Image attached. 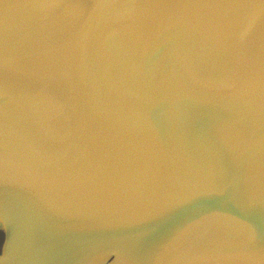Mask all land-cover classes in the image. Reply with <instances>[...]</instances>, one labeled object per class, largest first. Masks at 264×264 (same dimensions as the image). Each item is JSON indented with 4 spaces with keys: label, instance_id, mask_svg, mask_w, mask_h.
<instances>
[{
    "label": "water",
    "instance_id": "obj_1",
    "mask_svg": "<svg viewBox=\"0 0 264 264\" xmlns=\"http://www.w3.org/2000/svg\"><path fill=\"white\" fill-rule=\"evenodd\" d=\"M0 264H264V0H0Z\"/></svg>",
    "mask_w": 264,
    "mask_h": 264
}]
</instances>
